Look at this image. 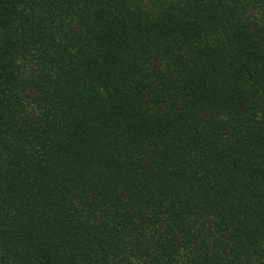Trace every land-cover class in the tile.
<instances>
[{
    "label": "trees",
    "instance_id": "16d2710c",
    "mask_svg": "<svg viewBox=\"0 0 264 264\" xmlns=\"http://www.w3.org/2000/svg\"><path fill=\"white\" fill-rule=\"evenodd\" d=\"M0 264H264V0H0Z\"/></svg>",
    "mask_w": 264,
    "mask_h": 264
}]
</instances>
